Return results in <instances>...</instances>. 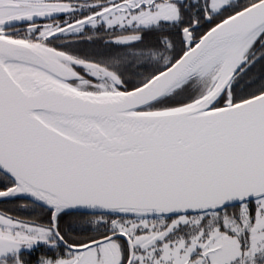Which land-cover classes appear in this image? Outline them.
<instances>
[{"label":"snow or ice","instance_id":"snow-or-ice-1","mask_svg":"<svg viewBox=\"0 0 264 264\" xmlns=\"http://www.w3.org/2000/svg\"><path fill=\"white\" fill-rule=\"evenodd\" d=\"M0 264H264V0H0Z\"/></svg>","mask_w":264,"mask_h":264}]
</instances>
